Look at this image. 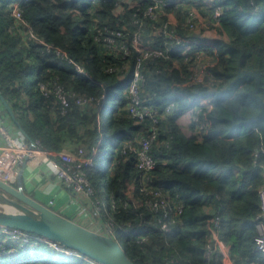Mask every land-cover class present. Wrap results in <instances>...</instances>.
I'll return each mask as SVG.
<instances>
[{
  "label": "trees",
  "instance_id": "obj_1",
  "mask_svg": "<svg viewBox=\"0 0 264 264\" xmlns=\"http://www.w3.org/2000/svg\"><path fill=\"white\" fill-rule=\"evenodd\" d=\"M187 3L199 12L209 8V15L217 6L222 9L219 21L194 35L201 44L192 49L209 52L206 81L192 83L197 59L187 58L182 50L146 60L142 98L145 106L158 107L159 121H139L129 111L128 94L139 48L163 45L165 35L154 31L170 18L184 21ZM14 4L21 18L14 14ZM156 5L154 0H0V91L13 106L19 126L43 148L84 147L95 158L96 164L86 171L95 190L92 199L102 202L105 183L98 154L104 155V131L120 144L158 127L151 150L158 166L151 175L173 201L183 204L181 214L170 218L169 231L161 228L162 213L145 204L134 149L121 153L115 148L107 175L116 204L111 206L114 220L107 223L115 226L138 264H224L215 250L207 255L218 217L220 235L230 245L235 264L264 261L255 241L259 188L264 183V119L240 124L262 110L251 95L256 78L240 72L262 71L259 94L264 99V0H163ZM150 7L156 17L147 13ZM137 30L150 43L134 45ZM107 34L115 37L112 45L105 44ZM123 43L131 49L128 54L120 48ZM110 66L117 70L111 72ZM61 86L68 93L67 107L57 93ZM205 96L213 98V107L200 129L194 118ZM169 102L176 107L163 115ZM91 209L96 220L98 215L106 217L94 205ZM76 251L69 255L47 242L34 247L2 239L0 264L91 263L88 255Z\"/></svg>",
  "mask_w": 264,
  "mask_h": 264
},
{
  "label": "built area",
  "instance_id": "obj_2",
  "mask_svg": "<svg viewBox=\"0 0 264 264\" xmlns=\"http://www.w3.org/2000/svg\"><path fill=\"white\" fill-rule=\"evenodd\" d=\"M156 1V6L163 3V0ZM209 2V0H206ZM166 4V3H165ZM186 10V16L184 21L175 22V19L170 18L166 23H164L161 30L154 31L156 34L163 32L165 35V41L163 45L159 47H142L140 49V58L136 63L133 78L128 88V94L130 95V105L129 111L134 118L139 121H145L150 117L155 122L159 121L158 118V107L144 105V100L142 98V84L144 81V69H149L146 65V60L155 57H168L172 52L177 50H182L187 58L192 55L196 57L197 70L192 77V83L206 81V72L209 67V52L207 49H192L194 45L201 44V40H198L194 35L200 33L201 25L203 27H209L211 24L216 23L220 20V15L222 13L221 6H217L213 11L212 15H209V8H204V12H199L198 8L192 4L189 5ZM13 12L17 18L22 17V11L18 4L13 5ZM148 14L156 17L157 15L153 12V7H150ZM174 17V16H173ZM179 30H185L186 33L182 34ZM199 30V31H198ZM100 34L96 36V39L100 40ZM116 34L122 35L121 31ZM32 36L37 38L36 34L31 33ZM105 44L112 45L115 43V37L113 34H107L104 37ZM149 40H145V36L142 30H137L134 33L133 42L134 45H139L145 43ZM153 44V42H151ZM208 43V42H206ZM209 44V43H208ZM121 49L125 50V54L131 52L129 46L123 43L120 46ZM60 53V51H58ZM79 71H84V66L79 64L76 65ZM128 67V66H126ZM109 70L111 72L116 71L117 67L110 66ZM45 89L47 87L43 85ZM57 93L61 99V103L64 107L69 105L68 93L65 91L63 86L57 87ZM78 102L82 104L84 99L82 97L78 98ZM176 105L174 102H169L166 105L163 115H167L173 112ZM213 107V98L205 96L200 99V104L196 106V116L194 120L198 123L201 129L204 126V120L208 118L209 108ZM201 131V130H200ZM158 127L155 125L146 133H142L135 139L134 142L126 141L121 142L116 147V150L121 153H127L129 150L134 149L136 152V166L140 170L142 177V191L144 192L145 204L151 207L155 212L162 213L160 218L161 228L164 231H169L171 229L170 218L174 214H181L183 211V204L181 202L173 201L169 194L162 190L161 186L155 183L154 175H151L152 171L158 166V159L152 154L151 150L153 148L154 142L159 137ZM120 145V146H119ZM93 151H98L97 147H93ZM87 151L84 147H80L76 150H70L63 148L59 151L45 149L41 146L39 141H30L26 136L17 128L15 121L13 120L10 113L5 108L1 97H0V178L3 180L15 183L21 172V165L26 164L30 161L36 160L39 163L40 169L44 171L46 175H57V177L68 185L74 193L80 196L87 197L88 201L91 199L95 193L92 182L86 171L87 166L95 165V158L86 154ZM260 150L256 149L255 161H258ZM115 160L110 164H114ZM264 173V165H263ZM259 198H260V212L256 216V223L258 234L255 237L256 249L264 254V183L259 188ZM51 204L55 203V200H50ZM100 206H104V202L98 200ZM96 202L94 203V205ZM129 204L125 201L124 206ZM112 207H116L115 201L111 200ZM111 224V223H109ZM220 217L215 220V225L211 227L213 237L212 244H209L207 255H211L215 250L221 256L224 257V251L219 245L220 242ZM100 231V230H99ZM110 231L115 237H118L116 233V228L114 225H109L106 232ZM105 233V232H103ZM4 239L5 241H12L15 243H20L22 245L32 244L34 247H38L40 242H47L54 249L60 250L69 255L78 254V252L73 249L62 245L59 242L50 240L44 236L27 232L22 229L9 228L5 226H0V241ZM90 264H100L96 260L90 258L88 259ZM249 264H264L263 260L250 261Z\"/></svg>",
  "mask_w": 264,
  "mask_h": 264
},
{
  "label": "water",
  "instance_id": "obj_3",
  "mask_svg": "<svg viewBox=\"0 0 264 264\" xmlns=\"http://www.w3.org/2000/svg\"><path fill=\"white\" fill-rule=\"evenodd\" d=\"M245 75H251L257 80L251 95L258 100L262 110L258 115L247 117L240 124L264 119V99L259 94L262 71L242 69L240 76ZM0 97L18 124L13 106L1 91ZM19 127L31 141H34L21 125ZM0 226L44 236L66 247L79 250L100 264H138L129 256L121 240L110 231L103 233L90 228L29 194L25 189L23 171L20 172L17 184L0 178Z\"/></svg>",
  "mask_w": 264,
  "mask_h": 264
},
{
  "label": "crops",
  "instance_id": "obj_4",
  "mask_svg": "<svg viewBox=\"0 0 264 264\" xmlns=\"http://www.w3.org/2000/svg\"><path fill=\"white\" fill-rule=\"evenodd\" d=\"M16 125L17 128L22 132L19 125L18 124ZM26 138L30 140L28 136H26ZM40 168L41 167L39 166V163L36 160L21 165V171H23L24 174L25 189L27 190V192L32 196H34L35 198H37L38 200H41L50 207L61 212L62 214H65L84 225L91 226V224L89 223L92 221V217L89 211H86L88 207L85 206V203L88 201V199H85L86 198L85 196H80L74 193L73 190L68 185H66L63 181H61L57 177V175L54 174L46 175L44 171L41 170ZM17 182L18 179L15 182V184H17ZM51 199L55 200L54 204H51L50 202ZM98 223L104 225V223L101 221H99ZM95 229L100 230L101 228H95ZM102 232H106V231L104 230ZM219 236H220L219 245L221 246V249L224 251V259H225L224 264H235L230 254V245H228L223 240L220 233Z\"/></svg>",
  "mask_w": 264,
  "mask_h": 264
},
{
  "label": "rangeland",
  "instance_id": "obj_5",
  "mask_svg": "<svg viewBox=\"0 0 264 264\" xmlns=\"http://www.w3.org/2000/svg\"><path fill=\"white\" fill-rule=\"evenodd\" d=\"M205 29H209V27H203V25H201V31L205 30ZM199 31V30H198ZM200 31V32H201ZM109 137V138H108ZM118 141L115 139V137H111L110 135H108L107 132L104 131L103 136L101 138V143L100 146L102 147L103 153L104 155L98 154V160H99V169L103 170V173L101 174V179L103 181V183H105V186L102 190V198H103V202H104V206H100V204L98 203V199H92V201L96 204L94 205V209H96V211H102L103 210V214L104 216H106L105 218H103L101 215H98L99 217V221L103 222V224H99L98 220H96L95 218V211L91 209V206H93L90 202H86L85 206L88 207V209H86V211H89L91 217H92V221L89 223L90 225H86L90 228H101L100 232L102 231H106L107 228H109V223H107L108 221H113L114 216H113V212L111 210V197L109 194V190H108V186L107 184V175L109 172V166L112 162V158H113V154L115 152V148L118 146ZM86 150V149H85ZM87 154V153H86ZM87 199V197L85 198ZM90 205V206H89ZM98 221V222H97ZM88 223V222H87ZM98 223V224H96ZM86 224V223H85ZM97 230V229H95ZM102 230V231H101ZM99 231V230H98Z\"/></svg>",
  "mask_w": 264,
  "mask_h": 264
},
{
  "label": "flooded vegetation",
  "instance_id": "obj_6",
  "mask_svg": "<svg viewBox=\"0 0 264 264\" xmlns=\"http://www.w3.org/2000/svg\"><path fill=\"white\" fill-rule=\"evenodd\" d=\"M95 164H96V160H95Z\"/></svg>",
  "mask_w": 264,
  "mask_h": 264
}]
</instances>
